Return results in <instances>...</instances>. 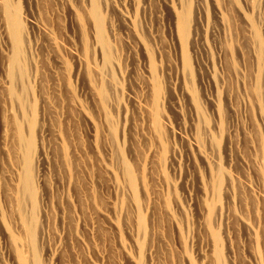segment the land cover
<instances>
[{
	"label": "rangeland",
	"instance_id": "obj_1",
	"mask_svg": "<svg viewBox=\"0 0 264 264\" xmlns=\"http://www.w3.org/2000/svg\"><path fill=\"white\" fill-rule=\"evenodd\" d=\"M0 264H264V0H0Z\"/></svg>",
	"mask_w": 264,
	"mask_h": 264
},
{
	"label": "bare ground",
	"instance_id": "obj_2",
	"mask_svg": "<svg viewBox=\"0 0 264 264\" xmlns=\"http://www.w3.org/2000/svg\"><path fill=\"white\" fill-rule=\"evenodd\" d=\"M15 64H16V62H15Z\"/></svg>",
	"mask_w": 264,
	"mask_h": 264
}]
</instances>
